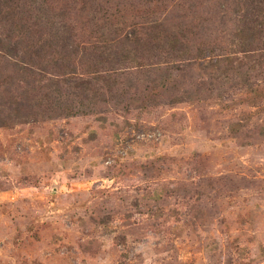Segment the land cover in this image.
<instances>
[{
  "label": "rangeland",
  "instance_id": "obj_1",
  "mask_svg": "<svg viewBox=\"0 0 264 264\" xmlns=\"http://www.w3.org/2000/svg\"><path fill=\"white\" fill-rule=\"evenodd\" d=\"M178 69L0 127V264H264V109Z\"/></svg>",
  "mask_w": 264,
  "mask_h": 264
},
{
  "label": "trees",
  "instance_id": "obj_2",
  "mask_svg": "<svg viewBox=\"0 0 264 264\" xmlns=\"http://www.w3.org/2000/svg\"><path fill=\"white\" fill-rule=\"evenodd\" d=\"M26 1L9 10L0 0L9 33L0 34V127L41 105L69 116L70 103L96 94L127 101L131 75L140 93L168 91L167 72L184 63L219 83L241 82L244 104L264 109V0Z\"/></svg>",
  "mask_w": 264,
  "mask_h": 264
}]
</instances>
